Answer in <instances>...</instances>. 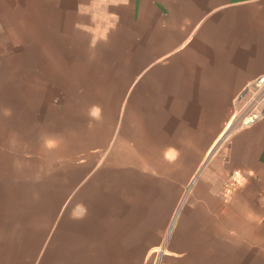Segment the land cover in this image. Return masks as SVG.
Returning <instances> with one entry per match:
<instances>
[{
  "label": "crops",
  "instance_id": "0c3cea01",
  "mask_svg": "<svg viewBox=\"0 0 264 264\" xmlns=\"http://www.w3.org/2000/svg\"><path fill=\"white\" fill-rule=\"evenodd\" d=\"M260 75L264 0H0V264H262Z\"/></svg>",
  "mask_w": 264,
  "mask_h": 264
},
{
  "label": "built area",
  "instance_id": "2783aa9c",
  "mask_svg": "<svg viewBox=\"0 0 264 264\" xmlns=\"http://www.w3.org/2000/svg\"><path fill=\"white\" fill-rule=\"evenodd\" d=\"M234 105L235 107L232 116L238 127L251 125L264 118V75L256 77L245 85L234 101ZM244 179L245 176L241 171H232L230 174V184L228 186V190L230 191L235 189L244 181ZM194 182L195 177H193L185 187L180 200V205L186 201L192 190ZM155 261L156 264H160L162 262L160 254H158Z\"/></svg>",
  "mask_w": 264,
  "mask_h": 264
},
{
  "label": "rangeland",
  "instance_id": "374dc122",
  "mask_svg": "<svg viewBox=\"0 0 264 264\" xmlns=\"http://www.w3.org/2000/svg\"><path fill=\"white\" fill-rule=\"evenodd\" d=\"M236 246H237L236 244H233V246L231 247V259L228 261L229 264H260V262L257 261V263H256L255 261H253L252 259H249V258H247L245 261L244 260L239 261L238 259H234L237 257L236 256L237 254L233 252V250L235 249ZM225 262H227V261L225 260ZM151 263L156 264V261L153 260V261H151ZM262 264H264V261H262Z\"/></svg>",
  "mask_w": 264,
  "mask_h": 264
}]
</instances>
